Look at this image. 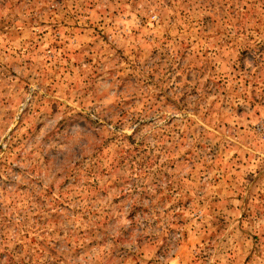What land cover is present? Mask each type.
<instances>
[{
	"label": "rangeland",
	"instance_id": "obj_1",
	"mask_svg": "<svg viewBox=\"0 0 264 264\" xmlns=\"http://www.w3.org/2000/svg\"><path fill=\"white\" fill-rule=\"evenodd\" d=\"M0 264H264V0H0Z\"/></svg>",
	"mask_w": 264,
	"mask_h": 264
}]
</instances>
